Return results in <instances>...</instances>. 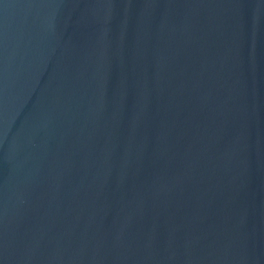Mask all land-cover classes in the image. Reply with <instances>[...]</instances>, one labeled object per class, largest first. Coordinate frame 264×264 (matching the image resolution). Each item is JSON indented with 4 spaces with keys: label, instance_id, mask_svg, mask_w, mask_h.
I'll return each instance as SVG.
<instances>
[{
    "label": "water",
    "instance_id": "obj_1",
    "mask_svg": "<svg viewBox=\"0 0 264 264\" xmlns=\"http://www.w3.org/2000/svg\"><path fill=\"white\" fill-rule=\"evenodd\" d=\"M0 264H264V0H0Z\"/></svg>",
    "mask_w": 264,
    "mask_h": 264
}]
</instances>
